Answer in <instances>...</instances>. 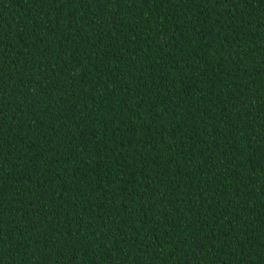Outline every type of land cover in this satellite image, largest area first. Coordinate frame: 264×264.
I'll list each match as a JSON object with an SVG mask.
<instances>
[{
    "label": "trees",
    "instance_id": "trees-1",
    "mask_svg": "<svg viewBox=\"0 0 264 264\" xmlns=\"http://www.w3.org/2000/svg\"><path fill=\"white\" fill-rule=\"evenodd\" d=\"M0 264H264V0H0Z\"/></svg>",
    "mask_w": 264,
    "mask_h": 264
}]
</instances>
